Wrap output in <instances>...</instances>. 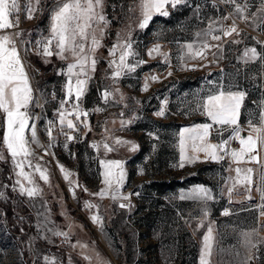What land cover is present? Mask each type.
I'll list each match as a JSON object with an SVG mask.
<instances>
[{
    "label": "rangeland",
    "instance_id": "rangeland-1",
    "mask_svg": "<svg viewBox=\"0 0 264 264\" xmlns=\"http://www.w3.org/2000/svg\"><path fill=\"white\" fill-rule=\"evenodd\" d=\"M139 5L140 0H104L103 10L112 25L109 34L111 42H115L118 33L120 38L125 39L129 34L130 38L137 34L138 29L141 31L140 37L143 32V48L140 55L144 63L137 64L135 60H127V62L137 65L144 71V82L134 84L126 92L123 90L119 93L116 92L119 88L115 83L120 79L109 78L102 74L100 78L95 77L90 92L91 113L96 116L94 120L98 127L103 116L97 113L96 109L101 105L97 100L110 103L116 100L117 96H123L127 119L131 118L137 128L132 126L131 131L120 133L119 129L126 124V119L123 125L113 130L114 141L118 137L134 143L133 138L136 139L137 136L141 141L139 153L135 154V151H131L130 145H121L120 154L124 156L115 159L124 162L125 171V180L118 198L112 199L111 194L102 198L106 200L104 203L101 202L100 208L97 209L98 212H102L101 216H98L102 221L97 223L92 220L85 205L77 201L70 187L60 188L63 201H58L60 206L57 203V210L54 211V205L48 195L28 197L26 194H21L20 186L17 184L18 179H14L13 185H9L8 182H3V180L8 181V177L5 175L3 179L0 176V193H3L0 197V264H46L44 260L46 256L50 260L55 258V264H73L70 233L65 228L68 227L67 220L63 219V217L68 219V214L73 216L70 212H74L76 217H73L78 218L86 226L88 237L95 249L97 259L86 264H200L204 236L208 233L209 227L214 238L210 264H264V214H262L264 199H261V192L256 187L259 166L243 162L236 164L230 155H224L223 152L220 155L224 158L218 161L206 159L204 153H197L200 159L194 163L185 162L183 167L179 166L181 163L179 128L185 123H206L202 109L197 110V106L202 104L204 98L214 89L209 81L210 78L207 77V72L210 71L207 68L211 67L210 61L216 58L218 53L215 52L213 56L211 48L205 59L189 58L182 66V70L187 67L189 91L187 106L182 105L181 108L179 93L172 88L170 94L167 92L165 94L162 85H159L164 82L162 77H157L155 80L151 79L153 76L147 77L149 65L147 37L146 31L138 28L141 19ZM234 7L224 13L230 25L232 26L235 21L239 34L249 31L264 40L261 33L250 30L247 24L234 14ZM111 48V45L107 46V51L105 49L104 51L109 53L108 50ZM175 48L178 49L177 46L172 45V50ZM198 50L197 47L196 51ZM163 52L166 53L160 48V53ZM223 52L227 53L222 49L220 55H223ZM230 52L236 54L239 49L233 45ZM164 53L163 55L153 53L158 58L155 61L158 71H161L165 64ZM112 60L101 52L97 66L104 72L106 70L114 72L115 65L109 67V62ZM172 64L171 68L178 70L179 65L174 61ZM42 71L44 73L43 69ZM161 79L162 81L159 82ZM146 81L147 85L157 83L156 88L150 86L148 90L147 86L145 90ZM199 83H202V90L196 93L193 86ZM223 86L228 87L225 84ZM105 90L111 93L107 100L103 96ZM164 96H167L166 102ZM247 96L255 102L251 103L250 109L248 105L243 106L241 120L244 114L256 109L255 106L259 101L256 92H249ZM161 109L164 110V115H157ZM248 125L246 124L241 133L242 136L248 131ZM138 131L141 132L140 135ZM73 132H76L78 137L73 138L71 143H80L81 137L78 131L66 133ZM228 133L229 131L211 134L208 142L217 144L221 139H227ZM63 138L68 140L64 136ZM90 146L92 145L82 144L80 148L84 151L80 150L74 158L72 155L65 156L58 147L53 155L55 157L58 155L59 159H63L60 160L62 163L77 170L81 182L79 186L91 187L93 194L105 187L104 168L97 153ZM240 147L241 145L233 147L229 142L228 151L238 150ZM188 153L191 154L190 148ZM82 154L86 156L82 158ZM3 156L5 158V154ZM47 159V163L56 171L54 159L52 157ZM236 167L256 169L253 175L254 183L249 186L250 191L248 187L235 183ZM11 169L14 171L15 167L12 166ZM2 170L0 166V173ZM197 186L210 189L212 199L205 202L180 198L182 193H187ZM229 189H232L231 194ZM13 192L25 198L33 212V220L26 216L22 220L12 216L11 228H15L18 234L20 231L21 235L10 239L4 224V218L7 219L6 207L13 206L19 214H23L24 210ZM124 196L128 199L124 200L122 198ZM121 204H125L126 207H120ZM58 212L61 220H57L54 216ZM58 232L67 235L54 234ZM242 233H250L247 240Z\"/></svg>",
    "mask_w": 264,
    "mask_h": 264
},
{
    "label": "crops",
    "instance_id": "crops-1",
    "mask_svg": "<svg viewBox=\"0 0 264 264\" xmlns=\"http://www.w3.org/2000/svg\"><path fill=\"white\" fill-rule=\"evenodd\" d=\"M52 1L53 0H41L39 11L34 15V18L26 19L24 5L27 0H19V3L21 5L19 18H21L23 23L27 25V28L25 30H22L24 33L23 36L29 35L33 38H41L47 37L49 35L51 10L56 7L58 3L56 2L54 4H51ZM49 4L51 5L47 10L43 23L38 24L37 20L39 16ZM241 7L246 9L243 15L246 16L247 19H242L241 15L235 11V7L233 8L234 14L243 22H245L250 30L259 32L264 36V11H261L262 9H264V0H243V4L241 5ZM174 9V15H153V18L148 26L142 29V31H146L147 50L153 48L154 45H159L160 48L166 52H163V59L165 62L162 69L163 71H158L156 69L157 67L155 61H157L158 59L156 58V55L152 54L150 56L148 54L147 61L149 65L147 68V77H162L164 79V82L160 83L159 85H162L164 93L166 94L167 92L170 94L172 88H174L176 92L179 93V106L181 108L182 105L187 106V94L189 91L188 72L186 70L187 67L185 68V70H182V66L187 63L189 56L191 55L187 45L192 44L193 52H195L197 50V47L199 48L201 42L204 40H206L211 45L219 44V49H217L216 47H212L213 53L217 52L218 55L216 58H212L211 67L207 68V70H210L209 72H207V77L210 78L209 81L210 83H212V87L214 88L213 91L217 90L218 85L225 84L228 86L227 88H224V90L226 91H242L246 93L240 108V122L241 109L243 108V106L248 105L250 109L251 103L255 102L247 96L249 93V87H254L255 89L261 87L264 92V61L256 60L245 63L242 59L244 50L245 48L255 47L258 52L264 53V40H261L260 38L255 36V34L253 35L252 32L249 31H244L239 35L233 33L230 37L223 36L221 29H227L231 27L228 19H224V17H226V15H224V11L214 9L202 10L194 1H187L185 4L177 5ZM254 13L255 15H253ZM111 27L112 25L111 23H109L102 37L100 36L99 31H97L96 33L102 47L100 46L99 48H97L94 53H88V55L90 56H95L96 60L100 58L101 52L109 56V53L105 52L104 49L106 50L107 46H113L118 41V37L116 38L115 42L112 41L113 43L109 40V34H111L112 30ZM210 28L213 29L211 34L208 36H204L203 34L208 32ZM138 31L139 32L137 34L131 36V41L133 42V50L138 55L127 58V60H135V62L141 60L143 61V57H141L140 55L141 49L143 48V32L140 37L139 35L141 31L139 29ZM4 32H7L8 34L13 33L11 29L4 30ZM213 35L221 36V40H212L211 37ZM120 40L123 41L124 38H120ZM233 40H238L240 41V43H233ZM172 45L177 46L178 49L175 48L174 50H172ZM233 45L234 47L237 46L239 49V52L236 54H231L230 52L231 46ZM88 46H90V42ZM222 49H225L227 53L223 52V55H220V51ZM53 51L55 52V48H53ZM188 53H190L189 56ZM119 55L120 52L117 51L115 56L109 57L111 60H116V62L119 63ZM66 56L67 59L62 60L56 55H53L51 57L36 55L31 58V60H29L30 64L27 65L24 63L25 70L27 71L28 76L30 66L38 67L44 70V80H42L39 85V97L42 101L41 103L38 102L42 106H36V104L34 103L32 106H30L29 109L30 115L36 118L34 122L39 144L31 142V133L30 131H26V136L29 139L28 148L33 154L27 157V159L24 161V171L30 174L33 183L29 184L28 180L16 174L19 169L16 168L6 148H4V146L2 145V142H0V153H2V155L5 154V158L0 159V166L1 162H3L7 165L8 170L5 172V174H2V170L0 176L4 179V176L6 175L8 177V181L3 180V182H8L9 185H13L14 179H18L20 181V184H23L26 188L37 187L41 191V193L39 191L38 195H48V197L52 201V204L54 205V211L57 210L59 204L58 201H63V195L60 191V188H64V186H66L67 188L70 187L72 189L71 192H73V195L77 198V201L85 205L86 210L90 216H101L102 212H98L97 209L100 208L101 204L104 203L106 199H102L97 197L96 195L91 194V187H85L84 185H80L77 187V185L81 184V182L79 181L80 175L78 174V171L66 166L60 161L63 160L62 158L59 159L58 155H56L55 157L53 154L58 147L65 156L70 157L72 155L74 158L77 154H79L80 150L84 151V149L80 148L82 144H97V148H94L92 146L90 147L97 153L99 161L115 160L120 156H124L123 154H120L122 152V146L115 143L112 134L113 130L123 125L128 118L125 112L126 104L124 102L123 96L120 95L117 96L116 100H113V102L110 103L104 102L103 100H97L101 105H99L96 110L97 113L103 116V118L100 122L101 125L99 127L98 125H96L97 122L94 120L96 116L88 110V108L92 107V98L90 92L93 89L95 77L97 78L98 76V78H100L103 74L106 77L112 78L113 72L110 70V72H107V70L104 72V70H101V68H99V66H97L96 64L95 71H89V76L91 77V79L87 84L84 95L80 97L79 101V111L87 112V116L85 117L81 115L80 121H76L75 116L68 115L66 116V119L73 120V123L76 125V127L70 130L65 126L63 127V129H61L58 123V109H61L60 102L65 99L64 85L66 83L67 76L64 74V71H66L67 64L75 62V57H73L70 53H66ZM196 59L198 60L199 58ZM172 61L176 62V65H179L178 70H173L171 68V66L173 65ZM200 65H202V63ZM183 72L184 74H182ZM169 73H171L172 76L169 75ZM144 74V71L141 70L138 66L135 68V71H124L122 75L118 77L120 81H118V83H115V86L119 88V90H116V92L119 91L120 93L123 92V90L126 92L127 89L129 87H133L134 84H141L142 82H144ZM81 78L83 79L85 77ZM135 81L136 83H132ZM161 81L162 79L159 80V82ZM156 84H149L148 90L150 89V86L155 89ZM140 87L141 89H143L141 85ZM193 88L195 89L196 93L200 92L202 90V83L195 84ZM166 97L167 96H164V102H166ZM69 102H71L73 105L75 103V99L73 98ZM50 121L52 122L51 125H49ZM205 122L211 123L210 118H208L206 115ZM200 124V122H195L192 124L185 123L180 126L179 134H181L182 130L185 128H191L195 125ZM2 125L3 120L2 117H0V140H2L3 135ZM133 126L134 128H137L135 124ZM48 127L52 128L51 138L46 131ZM77 129L80 133L82 144L81 142L72 144L71 140H65L63 138L64 133L71 132ZM249 131L250 130L248 129L246 134H244L243 136L248 135ZM139 133L141 132L138 131V134ZM133 141L137 146L135 150V154H137L140 152L141 145L139 136H137L136 139L133 138ZM105 143H107L109 146L114 147L115 150L106 152L103 147ZM57 154L59 153L57 152ZM84 156L86 155L82 154V158ZM47 157H52L54 159V162L56 163V171H54L47 163ZM260 158L262 162V158H264V151L260 152ZM29 161L30 166L28 163ZM37 165H39L40 170L44 171L48 176L47 182L40 178V172L36 171ZM12 166L15 167L14 171H12L11 169ZM61 166H63L64 171L61 170ZM66 173H68L67 179L65 178ZM84 189H87V191H85ZM13 193L17 195L21 206L24 208L23 214H19L15 210V214L13 216H16L21 220L26 216L29 217L32 221L33 212L28 207L25 198L22 195L17 194L16 192ZM88 205H93L95 206V208L89 207ZM70 213L76 217V214L74 212ZM68 215V219L66 217H63V219L67 220L68 224V227L65 226V228L66 231L70 233V240L72 243L70 247L73 248V252L71 251V253H73V264H86L88 262L95 261L94 259H97V256H95V249L92 247V243L90 242L91 240L88 237V229L78 218H75L70 214ZM54 216L57 218V220L60 219L59 212ZM4 224L6 226V233L8 234L9 238L13 239L14 237H16L17 235L14 236L12 234L11 226H9L7 219L5 218ZM18 235H21V232ZM26 236L27 235L25 234L24 237Z\"/></svg>",
    "mask_w": 264,
    "mask_h": 264
},
{
    "label": "snow or ice",
    "instance_id": "snow-or-ice-1",
    "mask_svg": "<svg viewBox=\"0 0 264 264\" xmlns=\"http://www.w3.org/2000/svg\"><path fill=\"white\" fill-rule=\"evenodd\" d=\"M186 2L187 0H140L141 19L138 27L140 29L146 28L155 14L169 15L167 6L170 5L175 8L177 5L185 4ZM225 2L234 4L235 11L241 15V18L247 19L243 15L246 9L236 4V0H225ZM40 4L41 0H27L24 5L26 19L34 18V15L39 11ZM103 7L104 0H59L56 7L51 10L49 35L47 37H41L40 40L36 41L37 55H43L44 57L56 55L64 60L67 59L66 53H70L75 57V62L67 64L66 71H64V74L67 76L64 85L65 99L60 102L61 109H58V123L61 129L65 126L70 130L76 127L73 120L66 119V116H75L76 121H80L81 115L87 116V112L79 111V101L80 97L84 95L87 84L91 79L89 71L94 72L97 64L95 56H90L88 53H94L101 46L96 33L99 31L102 37L107 25L110 23L103 14ZM20 9L21 5L19 0H0V33H2L0 34V117L3 120V135L0 142L6 148L16 168L19 169L16 174L24 177L31 184L33 181L30 174L24 171V161L33 154L28 148L29 139L26 136V131H30L31 133V142L39 144V140L34 122L36 118L30 115L29 109L34 103L36 106L42 105L36 101L33 95L30 79L21 57V50L17 47V39L20 40L21 45L30 43V41L26 42L22 39L24 35L23 31H16L12 34L4 32V30L18 28L20 23ZM261 11H264V9ZM224 19H228V17H224ZM212 31L213 29L210 28L203 35L208 36ZM221 31L223 36L226 37H230L233 33L239 35L235 21H233L231 27L221 29ZM117 36V43L108 50L109 56H115L117 51L120 52L119 63L116 60L109 62L110 68L113 65L116 67V70L112 73L113 79L120 77L125 70L127 72L135 71L137 66L127 62L128 57L138 55L133 50V42L131 41L130 34L123 41L120 40L119 33ZM211 38L215 41L221 40V36L219 35H213ZM89 42L90 46H88ZM232 42L240 43L238 40H233ZM187 47L191 53L189 58L205 59L207 52L212 47L219 49L220 45H211L204 40L201 42L198 51L193 52L192 44L187 45ZM53 48H55V52ZM153 53L163 55V53H160L159 45H154L153 48L148 50L150 56ZM213 56H215V53H213ZM242 59L245 63L256 60L264 61V53L258 52L255 47L245 48ZM142 63L144 61L137 62V64ZM190 67L195 68V66ZM81 77L85 78L82 79ZM151 79L155 80L157 77L153 76ZM147 86L146 81L145 90H147ZM110 95L111 93L107 90L103 93L105 100ZM245 95L246 93L242 91H226L223 85H218L217 90L210 92L204 98L202 104L197 106V110L202 109V113L210 118L211 123L195 125L182 130L180 134L181 163L179 166L183 167L185 162L194 163L200 159L197 153H204L206 159L218 161L224 158L220 155L221 152L224 155H230L232 161L236 164L241 162L256 164L259 166L256 187L261 192V199H264V163L261 162L260 158V152L264 151V112L260 113L259 126L249 121V134L242 136L241 132L243 130L239 126V115ZM73 98L75 99L73 109L71 112H68L64 109V105ZM157 115H164V110L161 109ZM51 124L52 122L50 121L49 125ZM217 124L230 128L231 133L227 139H221L219 143L212 144L208 141L211 138V129ZM46 131L51 138L52 128L48 127ZM67 139L72 140L73 137L67 136ZM232 140H238L241 147L238 150L233 149L229 152L228 144ZM115 143L118 145H130V150L132 151H135L137 147L134 143L118 137L115 139ZM92 147L97 148L98 145L93 144ZM103 147L106 152L115 150L114 147L109 146L107 143ZM189 148L191 149V154L188 153ZM0 159H4L2 154H0ZM28 163L30 166V161ZM100 164L104 168L103 184L105 187L97 193H93V195L103 198L111 194L112 199H117L120 188L125 180L124 162L121 160H101ZM61 170L64 171L63 166H61ZM36 171H39L40 178L47 182L48 176L44 171L40 170L39 165L36 166ZM234 171L236 172L235 183L248 187L250 191L249 186L254 183L253 175L256 169L251 167H236ZM65 178H68V173L65 174ZM17 184L20 186L21 194H26L28 197L36 196L40 191L37 187H24L23 184H20L19 180ZM13 190H15V187ZM84 190L87 191V189ZM231 192L232 189H229L230 194ZM2 196L3 193H0V197ZM122 198L124 200L128 199L127 196ZM180 198L206 202L212 199V195L210 189L204 186H197L187 193H182ZM88 206L93 207V205ZM120 207L123 208L126 205L121 204ZM92 220L99 223L100 217L94 215ZM54 234L67 235L66 233L60 232ZM242 235L247 240L250 233H242ZM213 239L212 229L209 227L208 233L204 236L200 264H210V257L213 251ZM248 242L250 243V241ZM252 247H255V245H252ZM251 258L250 256L249 259ZM44 260L46 264H55V258L50 260L46 256Z\"/></svg>",
    "mask_w": 264,
    "mask_h": 264
},
{
    "label": "built area",
    "instance_id": "built-area-1",
    "mask_svg": "<svg viewBox=\"0 0 264 264\" xmlns=\"http://www.w3.org/2000/svg\"><path fill=\"white\" fill-rule=\"evenodd\" d=\"M187 1H194L197 6L199 8H201L202 10H210V9H214V10H220V11H224V12H228V10L232 7L235 6L232 3H228L225 2V0H187ZM56 2H59V0H53L51 2V4H54ZM49 4L47 6V8H45V10L41 13V15L39 16L37 23L41 24L44 21L45 15L47 13V10L49 8V6L51 5ZM236 4H243V0H236ZM167 11L169 12V15H174L175 14V9L173 7H171L170 5L167 6ZM20 23L18 28H13L11 29L14 32L16 31H22L25 30L27 28V25L23 23V21L21 20V18H19ZM22 39L24 41H30V43H25L23 45L20 44V40L17 39V47L20 48L21 50V57L24 61L25 64H30L29 60H31V58H33L34 56H36V51H37V46H36V41L40 40V37L37 38H33L29 35H25L22 37ZM25 49H27V51H25ZM30 66V65H29ZM44 77V73L42 71V69L38 68V67H29V79H30V84L31 87L33 89V95L35 97V99L41 103L40 97H39V85L40 82L42 80V78ZM249 92H256L259 95V101L257 103V105L255 106V110L253 112H249V114H244L242 120L239 122V126L241 127V129L244 131V128L246 127V124H249V121H252L254 124H256L257 126H259V121H260V113L264 112V92L263 89L261 87H259L258 89L254 88V87H249ZM73 108V105L71 102H68L66 105H64V109L66 111H71ZM89 111H92V107L88 108ZM135 124V122L130 118L127 119V122L125 125H123L120 129L119 132L120 133H124V132H129L131 131L132 126ZM229 131V135L231 133V129L227 128L226 126H221V125H214V127L211 129V134H217V133H222V132H227ZM243 131L241 133H243ZM63 136L65 138H67V136H72L73 138H77V133L73 132V133H64ZM77 136V137H76ZM231 145L233 147H238L240 145L238 140H232L230 141Z\"/></svg>",
    "mask_w": 264,
    "mask_h": 264
},
{
    "label": "trees",
    "instance_id": "trees-1",
    "mask_svg": "<svg viewBox=\"0 0 264 264\" xmlns=\"http://www.w3.org/2000/svg\"><path fill=\"white\" fill-rule=\"evenodd\" d=\"M73 131H75V130H73ZM76 131H78V129L76 130ZM79 132V131H78ZM1 166H2V168H3V173L2 174H5V172L8 170V167H7V165L5 164V163H3V162H1ZM6 211H7V214H6V217H7V222H8V224H9V226H11V222H10V219H13L12 218V216L15 214V209L13 208V206H7L6 207ZM15 229V228H14ZM14 229H12L11 228V231H12V234L14 235V236H16V235H18V233L14 230ZM19 233H20V231H19Z\"/></svg>",
    "mask_w": 264,
    "mask_h": 264
}]
</instances>
